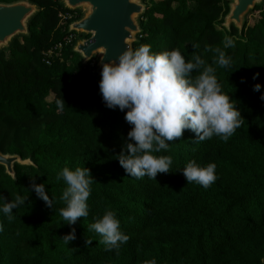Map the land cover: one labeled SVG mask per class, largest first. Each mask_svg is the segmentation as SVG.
<instances>
[{"label": "trees", "instance_id": "trees-1", "mask_svg": "<svg viewBox=\"0 0 264 264\" xmlns=\"http://www.w3.org/2000/svg\"><path fill=\"white\" fill-rule=\"evenodd\" d=\"M30 1L39 11L28 36L0 51V151L31 162L15 164L14 179L0 166V195L26 196L10 217L0 214V264H264V3L239 32L222 26L230 0H143L132 50L148 44L154 53L178 49L186 61L200 56L243 118L227 140L195 141L184 130L155 153L172 164L153 180L127 176L116 159L131 125L123 111L105 107L95 59L83 64L64 43L78 14L64 19L59 0ZM217 49L231 58L229 67L214 62ZM189 160L215 163L208 188L186 183L179 169ZM64 167H85L93 178L88 216L72 225L59 214L65 185L56 175ZM33 182L45 184L53 210L31 190ZM106 210L128 236L110 250L88 229ZM73 228L76 238L65 244L60 237Z\"/></svg>", "mask_w": 264, "mask_h": 264}, {"label": "clouds", "instance_id": "clouds-1", "mask_svg": "<svg viewBox=\"0 0 264 264\" xmlns=\"http://www.w3.org/2000/svg\"><path fill=\"white\" fill-rule=\"evenodd\" d=\"M232 45V38L225 36L224 47ZM217 53L214 62L220 67H229L231 58L219 49ZM193 72L198 74L193 76ZM98 88L105 107L123 111L124 120L131 125L116 159L127 176L137 179L147 176L155 180L158 173L170 171L171 156L155 153L167 151L169 143L178 140L184 130L191 131L195 141L213 136L227 140L243 120L233 99L221 90L214 68L206 66L200 56L186 61L175 48L154 53L150 45L142 44L135 50H123L115 60L102 64ZM260 88L259 83L253 85V91ZM260 99L264 100V93ZM57 105L63 108L65 103L60 98ZM215 169L214 162L200 165L189 160L179 171L186 183L195 182L208 188L217 178ZM56 180H62L65 185L60 196L64 206L59 214L66 224L72 225L78 218L87 217V200L93 183L89 170L64 167L58 171ZM30 187L53 210V200L45 184L33 182ZM25 198L18 194L9 200L0 195V214L10 217L14 209L24 204ZM88 229L99 234L100 243L107 250L118 248L128 239L112 210L94 218ZM60 238L68 244L76 238L75 229ZM144 264H157V261L152 258Z\"/></svg>", "mask_w": 264, "mask_h": 264}, {"label": "water", "instance_id": "water-1", "mask_svg": "<svg viewBox=\"0 0 264 264\" xmlns=\"http://www.w3.org/2000/svg\"><path fill=\"white\" fill-rule=\"evenodd\" d=\"M262 0H231L222 26L233 25L239 32L244 16ZM67 12L78 14V18L67 25V34H75L72 51L83 64L95 59L101 70L103 63L115 60L123 50H132V43L141 33L140 17L145 11L143 0H59ZM39 11L30 0L0 2V51L9 48L13 39L28 36V22ZM81 35L82 37L78 36ZM30 165L28 159L17 154L0 151V166L12 179L14 165Z\"/></svg>", "mask_w": 264, "mask_h": 264}, {"label": "built area", "instance_id": "built-area-1", "mask_svg": "<svg viewBox=\"0 0 264 264\" xmlns=\"http://www.w3.org/2000/svg\"><path fill=\"white\" fill-rule=\"evenodd\" d=\"M74 14H75V13L66 12L65 15L63 16V18H64V19H71V18L73 17ZM72 20H74V19H72ZM72 20H71V21H72ZM68 24H69V23H68ZM75 39H76V35H75V34H67V37L65 38L64 43H65V44H71V46H72V44H73V42H74ZM57 48H61V44H59V45L57 46Z\"/></svg>", "mask_w": 264, "mask_h": 264}, {"label": "rangeland", "instance_id": "rangeland-1", "mask_svg": "<svg viewBox=\"0 0 264 264\" xmlns=\"http://www.w3.org/2000/svg\"><path fill=\"white\" fill-rule=\"evenodd\" d=\"M231 1V0H230ZM144 3V2H143ZM264 3V0H262V2L260 4ZM145 5V3H144ZM146 6V5H145ZM253 10H249L246 15L244 16V22H247L248 24L252 23L253 18H255V15L252 12ZM80 37H82L81 35H78Z\"/></svg>", "mask_w": 264, "mask_h": 264}]
</instances>
